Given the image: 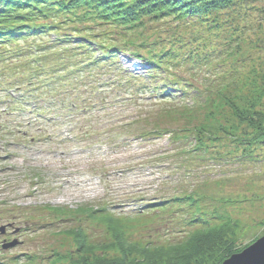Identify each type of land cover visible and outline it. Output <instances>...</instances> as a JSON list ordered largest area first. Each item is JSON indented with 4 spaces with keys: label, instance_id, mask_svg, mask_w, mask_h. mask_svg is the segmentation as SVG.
I'll return each instance as SVG.
<instances>
[{
    "label": "rangeland",
    "instance_id": "rangeland-1",
    "mask_svg": "<svg viewBox=\"0 0 264 264\" xmlns=\"http://www.w3.org/2000/svg\"><path fill=\"white\" fill-rule=\"evenodd\" d=\"M209 17V22L216 20L219 26L216 27V22L213 21L203 29L198 19V29L225 31L221 35L206 32V41L202 43L207 48L213 46L221 50L225 46L223 43L231 38L232 32L227 30H241V38L232 42L237 53L232 56L231 61L239 59L244 63L246 59L256 58L257 70L253 77L259 79L257 84L261 86L264 74V0H239L233 8L212 13ZM48 40V37H44L38 43L46 46ZM30 44L31 42L26 43L27 46ZM48 48L46 51L52 54L58 49L51 45H48ZM24 59H27V56L13 55L0 66L4 71L10 70L13 73V84L21 86L19 92L15 91L18 90L16 87L13 89L18 97L23 98L19 101L21 104L10 105L6 86H0V228L4 229L3 232L0 231L1 259L10 260L9 264H15L11 259L35 251L39 256H43L41 260L38 258L40 264L52 262L56 253L67 258L58 264H75L71 261L70 254L77 258L78 247L72 236L67 234L69 228H82L86 232L88 242L96 245L110 241L103 224L86 215L75 214V209L89 205L99 206L103 203L109 204L117 212H123L125 216L133 217V208L138 209L146 202H154L163 195L171 196L183 190L200 193L204 197L203 205L209 213L217 210L218 214L225 216L224 219L237 223L236 235L241 247L247 248L264 236L263 143L247 148L252 151V156H255L250 158L244 152L248 142L235 143L227 140L220 147L223 158L215 160L210 157L206 162H200L196 154H181L179 145L172 142V138L167 140V137L163 136L146 141L135 140L129 136L128 130L112 129L116 127L114 123L99 130L104 119L119 115L133 121L139 111H147L146 126L152 127L155 123L159 126L164 123L177 125L175 121L179 120L173 121L174 112L162 109L165 103L157 104V99L115 101L113 97L117 94L112 90V84L113 79L120 76L117 71L112 70L122 66L120 62L110 66L108 70L111 75L102 72L105 68L97 67V70H94V73L98 74L96 76L83 69L85 72L76 77L67 75L70 81H65L55 77L64 76L59 73L61 65L58 61L55 63V57H51L53 63L45 65L43 74L46 75L39 76L35 82L36 99L31 95V87L24 83L29 80L24 77L29 68L23 69L21 66ZM138 61L123 59L122 62L130 64L133 69L140 66L141 72L143 65ZM239 67L242 76L251 69V65L246 68L244 64H239ZM50 71L54 73H49ZM41 78L46 80L41 82ZM245 80L243 79V82ZM99 81L106 82L107 86H102V96L95 98L93 89ZM233 85L234 87L224 94L237 96L238 102H242V98L249 94L253 95V89L257 87L245 86L242 81L234 82ZM75 90L80 92V100L83 102L81 105L88 108L85 114L79 110L74 114L69 111L56 113L55 109L47 106L48 97L45 95L49 92L57 94L61 99L68 101L67 103L79 101L74 100ZM251 90L253 91L250 92ZM107 95V100L102 99ZM35 99L36 110L32 111L35 108L34 103H31L29 108V100ZM214 103L215 106L210 111L199 107L191 115L180 119V122L192 126L206 122L209 126L218 119L217 122L221 123L219 125L226 122L229 125H238L229 112V106L220 97H217ZM41 106L45 111L39 113L37 109ZM258 108L264 111V99ZM132 121L130 124L136 127V120L134 119V126ZM29 122L33 125L30 134L34 132L33 129L39 131L41 139L33 145L34 148L17 146L16 142L24 139L16 130L24 129ZM141 125L142 123L139 126ZM245 130L246 128L240 130L242 136L245 135ZM123 135H127L128 139L122 141L120 138H123ZM96 141H105L108 144L106 154ZM182 163L188 164L192 170L181 166ZM97 174H100L102 179ZM48 206L66 209L75 215L61 220L60 216L57 217L48 211ZM175 217L177 216L172 217V220L162 221L152 219V222L145 219L136 220L141 227L134 229L133 236L135 239H146L148 230L154 231L158 227L163 232L170 231V234L162 237L152 235L150 238L155 243L179 240L193 228L183 227V223ZM13 223L15 227H21L20 231L12 233L13 227L10 225ZM25 225L31 227L23 231ZM12 239H15L17 244L4 252L3 244Z\"/></svg>",
    "mask_w": 264,
    "mask_h": 264
},
{
    "label": "trees",
    "instance_id": "trees-1",
    "mask_svg": "<svg viewBox=\"0 0 264 264\" xmlns=\"http://www.w3.org/2000/svg\"><path fill=\"white\" fill-rule=\"evenodd\" d=\"M238 1L0 0V63H5L12 55L22 56L28 50L22 47V42L31 37L42 41L51 35L55 38L49 39V44L42 46V51L45 52L48 45L63 47L56 55V59L64 63L62 67L77 61L78 57L90 55L94 45L101 51L87 64L92 69L101 64L104 67L119 64L120 53H130L142 61L144 72L131 74L121 66L116 67L118 73L130 75L126 80L127 89L135 97H141L143 91L149 90L157 104L165 103L162 109L174 112L172 120H179L175 121L177 125L164 123L159 126L155 123L151 128L146 127L149 130L141 134L142 137H158V134L170 132L181 154H196L200 162H206L210 157L215 160L223 158L220 147L227 140L235 143L246 141L244 152L254 158L247 148L264 144V111L258 108L264 99V74L263 83L259 86V79L253 77L257 70L256 58L246 59L244 63L239 59L231 61L237 53L232 42L241 38V30H227L232 32V39L223 43L225 46L221 50L213 46L207 48L202 43L206 41V32L221 35L225 31L203 30L216 22H209V15L233 8ZM198 19L203 29H198ZM43 59H50L47 53L43 54ZM239 64L246 68L251 65L250 71L242 76ZM182 70L185 72L180 73ZM243 79L246 80L243 82ZM238 81L245 86H257L253 95L242 98L243 103L237 101V96L224 94ZM217 97L229 106V112L238 125L227 122L219 125L218 119L209 126L206 122L198 126L180 122L199 107L210 111ZM243 128H246L244 136L240 132ZM218 144L221 145L215 146ZM183 164L191 170L188 164ZM183 192L162 200L163 203L149 205L160 208V213L166 210L180 213L182 210L185 215H191L190 224H197L183 238L164 243H155L150 238L152 235L162 237L170 234V231L163 232L158 227L154 231L148 230L146 239L133 236L134 229L141 227L136 220L152 222V219L160 218L157 213L117 216L119 214L106 204L75 209V213H86L103 224L110 241L96 245L88 242L82 228H69L67 234L72 236L78 247L77 258L70 254L71 261L75 264H222L245 248L238 243L237 223L224 219L225 216L218 214L217 210L208 213L200 193L194 190ZM166 204L170 206L166 207ZM49 208L57 216L70 213L66 209ZM35 258L38 257L27 255L24 264H36ZM65 258L56 253L48 264H58ZM0 264L4 263L0 261Z\"/></svg>",
    "mask_w": 264,
    "mask_h": 264
},
{
    "label": "water",
    "instance_id": "water-1",
    "mask_svg": "<svg viewBox=\"0 0 264 264\" xmlns=\"http://www.w3.org/2000/svg\"><path fill=\"white\" fill-rule=\"evenodd\" d=\"M223 264H264V236Z\"/></svg>",
    "mask_w": 264,
    "mask_h": 264
}]
</instances>
